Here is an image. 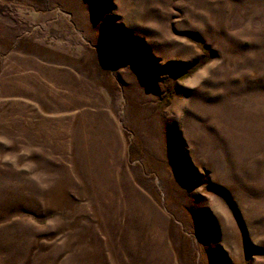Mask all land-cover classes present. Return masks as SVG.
<instances>
[{
  "label": "rangeland",
  "instance_id": "1",
  "mask_svg": "<svg viewBox=\"0 0 264 264\" xmlns=\"http://www.w3.org/2000/svg\"><path fill=\"white\" fill-rule=\"evenodd\" d=\"M0 264H264V0H0Z\"/></svg>",
  "mask_w": 264,
  "mask_h": 264
}]
</instances>
